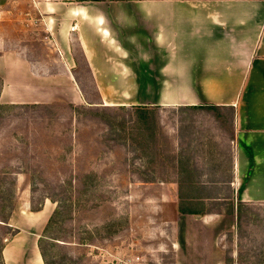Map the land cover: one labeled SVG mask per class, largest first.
<instances>
[{
    "label": "rangeland",
    "instance_id": "374dc122",
    "mask_svg": "<svg viewBox=\"0 0 264 264\" xmlns=\"http://www.w3.org/2000/svg\"><path fill=\"white\" fill-rule=\"evenodd\" d=\"M56 1L123 9L164 0ZM34 11L33 0L0 10V36L33 72L63 74L66 63L56 41ZM112 32L118 46L131 48ZM72 56L84 95L69 93L76 89L61 78L60 88L22 93L21 103L0 99V248L12 234L2 221L9 213L43 210L46 228L57 207L53 198L59 213L42 238L46 245L57 242L51 246L55 264H264V203L246 206L240 226L217 229L214 217H178L175 169L167 158L158 159L156 148L146 144L147 133L132 120V106L153 95L100 96L75 34ZM2 84L0 77V89ZM221 113L218 119L208 110L159 109L168 144L164 153L190 157L201 180L231 177L225 148L233 113L227 108ZM217 184L207 186L211 194L220 192L222 205L210 208L227 211L232 191L228 183Z\"/></svg>",
    "mask_w": 264,
    "mask_h": 264
},
{
    "label": "crops",
    "instance_id": "0c3cea01",
    "mask_svg": "<svg viewBox=\"0 0 264 264\" xmlns=\"http://www.w3.org/2000/svg\"><path fill=\"white\" fill-rule=\"evenodd\" d=\"M14 1L0 0V10ZM33 4L38 22L48 26L66 68L63 74L33 72L29 62L5 46L7 41L0 36V99L21 103L22 93L58 89L61 78L77 90L69 93L84 95L73 72L75 34L100 96L150 94L151 100L133 104L183 110L210 104L220 111L230 109L232 131L225 149L230 151L231 177L224 183L232 191L235 211L239 202L264 203V0H164L123 9L76 7L70 6L73 1L56 0H33ZM111 31L131 48L118 46ZM29 80L39 84L30 87ZM187 159L189 168L200 174ZM212 195L220 201V192ZM215 203L222 205L206 202V215L197 216L214 217L217 229L236 222V213L210 208ZM179 216L198 219L178 212ZM45 224L43 210L21 208L10 213L7 225L19 232L5 238L2 263L45 264L39 247Z\"/></svg>",
    "mask_w": 264,
    "mask_h": 264
},
{
    "label": "trees",
    "instance_id": "16d2710c",
    "mask_svg": "<svg viewBox=\"0 0 264 264\" xmlns=\"http://www.w3.org/2000/svg\"><path fill=\"white\" fill-rule=\"evenodd\" d=\"M74 1H84V0H74ZM95 1H113V0H95ZM1 107H3V104L0 103V108ZM199 108L202 110H208L210 112H214L215 116L218 119H220V117L222 116V113L220 111L221 108L219 106L206 104V105L199 106ZM131 109H133L135 112L134 117L132 116L133 122H136L138 124V127L147 133V137H146L147 143L146 144L156 148V151H158L157 157L162 163L164 162L165 158H167L171 166L177 170L176 177L174 178V181L172 182H176L179 187L178 189V202L179 203L177 205L178 212L181 214H189L192 216H197V215L205 216L207 213L206 202L211 201V199L213 201L219 202L218 200H216L218 198H214V196L209 192L212 190H210V188H208L207 185H209L210 183L224 182L222 177L220 178L218 176L210 180H201L202 175L194 173L192 167H191L192 169L189 168L188 161H187L188 159L186 156H184L183 154H180L178 155L179 157H175L174 155H168L164 153V148L167 147L168 144H166L167 142L165 141V139H167V137L165 136L164 130L161 125V118L159 115L160 105H135V106H132ZM161 134H163L162 138H161ZM161 181L166 182V181H171V180L169 178L162 177ZM204 192H207V193H204ZM51 200L57 203V207L55 208L52 216L49 219V222L47 223V226L45 228V233H50V228L52 224L54 223V220L57 214L59 213V209H60V203L58 202V200L53 199V198H51ZM217 205L219 204L215 203V206ZM248 205L250 204L239 202L237 204L236 211H235L233 203L231 202L229 209L225 211V213L227 214L236 213L237 215L236 225L240 226L244 208ZM9 215L5 217V219H3L2 221L8 224ZM10 228L12 230L11 236L19 232L18 229H15L12 227ZM49 237L53 241L54 239H56L52 235H48V238ZM43 238L39 240V247H40L43 259H44V263L45 264H55L56 262L54 261L53 256L51 255V246H54L57 242L55 241L53 243L47 242V245H46L44 243ZM2 246L0 248L1 264H3L2 255H1Z\"/></svg>",
    "mask_w": 264,
    "mask_h": 264
},
{
    "label": "built area",
    "instance_id": "2783aa9c",
    "mask_svg": "<svg viewBox=\"0 0 264 264\" xmlns=\"http://www.w3.org/2000/svg\"><path fill=\"white\" fill-rule=\"evenodd\" d=\"M75 28V26L73 27V29Z\"/></svg>",
    "mask_w": 264,
    "mask_h": 264
},
{
    "label": "water",
    "instance_id": "95a60500",
    "mask_svg": "<svg viewBox=\"0 0 264 264\" xmlns=\"http://www.w3.org/2000/svg\"><path fill=\"white\" fill-rule=\"evenodd\" d=\"M200 217V216H197V218Z\"/></svg>",
    "mask_w": 264,
    "mask_h": 264
}]
</instances>
